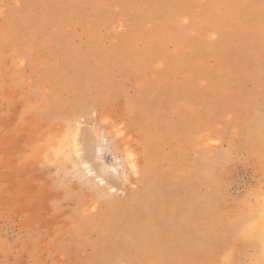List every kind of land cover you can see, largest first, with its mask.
<instances>
[{"label": "rangeland", "instance_id": "1", "mask_svg": "<svg viewBox=\"0 0 264 264\" xmlns=\"http://www.w3.org/2000/svg\"><path fill=\"white\" fill-rule=\"evenodd\" d=\"M0 264H264V0H0Z\"/></svg>", "mask_w": 264, "mask_h": 264}]
</instances>
